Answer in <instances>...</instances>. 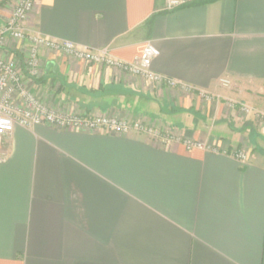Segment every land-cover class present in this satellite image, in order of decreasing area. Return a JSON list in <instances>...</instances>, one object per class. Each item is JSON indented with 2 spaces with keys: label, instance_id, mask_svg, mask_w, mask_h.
I'll return each mask as SVG.
<instances>
[{
  "label": "crops",
  "instance_id": "1",
  "mask_svg": "<svg viewBox=\"0 0 264 264\" xmlns=\"http://www.w3.org/2000/svg\"><path fill=\"white\" fill-rule=\"evenodd\" d=\"M17 1L0 0V24ZM166 5L36 0L28 26L126 61L151 40L160 50L154 71L219 99L157 93L120 70L50 51L37 92L64 114L141 120L220 151L135 130L16 125L0 159V264H264V134L253 123L264 119V0ZM22 46L9 41L0 55ZM230 100L252 112L242 116Z\"/></svg>",
  "mask_w": 264,
  "mask_h": 264
},
{
  "label": "built area",
  "instance_id": "2",
  "mask_svg": "<svg viewBox=\"0 0 264 264\" xmlns=\"http://www.w3.org/2000/svg\"><path fill=\"white\" fill-rule=\"evenodd\" d=\"M185 3L186 0H167L166 8L175 9ZM35 4L36 0H18L12 14L0 24V50L9 41L23 43L19 54L8 58L0 55V159L7 157L4 152L6 139L13 133L16 125L33 127L42 124L116 134H128L135 130L165 143L172 139L181 140L187 150L220 151L215 144L175 138L174 134L164 131L163 128L147 125L139 120L132 121L106 113L64 114L49 106L37 92L40 89L39 81L45 73L42 58L44 51L70 56L84 63L120 70L126 75L140 78L146 87L157 93L164 86L179 89L186 94H197L207 101L219 99L221 96L197 91L193 86L154 71L153 61L160 50L151 40L144 43L142 53L138 57L133 61H126L114 57L108 48L100 50L83 48L73 41L52 38L34 31L28 26V21ZM221 84L230 86L231 80L222 78ZM228 105L233 108L239 107L246 115L252 112L249 105L234 100H230ZM260 120L264 119L260 118ZM233 156L240 161H247L248 152L244 149H236L233 151Z\"/></svg>",
  "mask_w": 264,
  "mask_h": 264
},
{
  "label": "rangeland",
  "instance_id": "3",
  "mask_svg": "<svg viewBox=\"0 0 264 264\" xmlns=\"http://www.w3.org/2000/svg\"><path fill=\"white\" fill-rule=\"evenodd\" d=\"M240 110V109H239ZM241 112V111H240ZM241 114H242V116H244V117H247V115L246 114H244V113H242L241 112ZM245 119V118H244ZM243 118H242V120H244ZM139 121H141V120H139ZM246 121H250L249 119H245L244 120V122H246ZM143 122V121H142ZM144 123V122H143ZM253 123H254V126H255V128L260 132V133H263L264 134V120H255V121H253ZM249 140V139H248Z\"/></svg>",
  "mask_w": 264,
  "mask_h": 264
},
{
  "label": "trees",
  "instance_id": "4",
  "mask_svg": "<svg viewBox=\"0 0 264 264\" xmlns=\"http://www.w3.org/2000/svg\"><path fill=\"white\" fill-rule=\"evenodd\" d=\"M152 20H153V17L151 18L150 22H152Z\"/></svg>",
  "mask_w": 264,
  "mask_h": 264
}]
</instances>
